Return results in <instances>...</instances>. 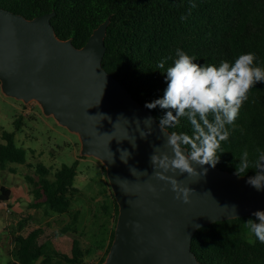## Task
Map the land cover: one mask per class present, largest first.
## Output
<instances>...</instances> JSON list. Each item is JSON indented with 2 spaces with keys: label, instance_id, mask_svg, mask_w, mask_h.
Segmentation results:
<instances>
[{
  "label": "trees",
  "instance_id": "1",
  "mask_svg": "<svg viewBox=\"0 0 264 264\" xmlns=\"http://www.w3.org/2000/svg\"><path fill=\"white\" fill-rule=\"evenodd\" d=\"M0 8L27 19L55 12L51 22L57 36L71 39L77 48L84 46L93 31L109 19L102 66L144 106L163 97L167 87L165 72L177 58V48L201 66H219L223 61L231 64L239 55L251 52L256 56L254 65L264 68V0H0ZM161 60L164 68L158 67ZM247 95L234 125H226L230 136L221 142L217 152L215 167L232 173H236L244 150L249 152L250 160H255L257 149L264 151V82L256 83ZM150 111L159 122L167 110L157 106ZM20 121H15L16 128ZM168 130L192 134L186 117ZM2 138L0 168L26 163L27 150L16 145L15 133L4 132ZM35 169L37 179L27 177L31 213L18 227L15 264H102L112 244L118 216L112 193L105 210L113 225L108 231L101 230L105 236L85 247L74 238L70 253L64 254L59 250L60 240L78 232L77 216L71 224L54 227L53 222L34 221L32 215L39 211L46 215L69 213L77 192V162L63 165L52 177L42 163H37ZM243 174L255 171L250 168ZM10 196V189L0 186V204L8 202ZM248 219L256 218L251 215L229 219L198 229L192 238V252L202 264H264V244L258 240L254 245L248 243L244 226ZM98 251L102 256L95 263Z\"/></svg>",
  "mask_w": 264,
  "mask_h": 264
},
{
  "label": "water",
  "instance_id": "2",
  "mask_svg": "<svg viewBox=\"0 0 264 264\" xmlns=\"http://www.w3.org/2000/svg\"><path fill=\"white\" fill-rule=\"evenodd\" d=\"M54 15L27 19L0 8V88L24 104L35 101L78 136L81 156L104 165L118 216L102 264H202L191 250L198 229L264 210V190L247 183L255 174L210 165H193L198 176L168 172L192 189L187 203L177 199L171 184L153 175L150 161L154 150L170 152L167 134L102 66L109 19L77 48L57 36Z\"/></svg>",
  "mask_w": 264,
  "mask_h": 264
},
{
  "label": "clouds",
  "instance_id": "3",
  "mask_svg": "<svg viewBox=\"0 0 264 264\" xmlns=\"http://www.w3.org/2000/svg\"><path fill=\"white\" fill-rule=\"evenodd\" d=\"M176 57L165 72L167 87L163 97L146 103L145 107L151 110L159 106L167 110L159 119V126L167 134L165 147L170 152L158 154L154 150L150 157L153 175L170 183L176 198L187 203L192 189L182 187L175 176L166 173L198 176L201 173L193 165L215 167L221 142L230 136L226 125H234L243 102L248 99L249 90L256 83L264 82V68L254 65L256 56L251 52L239 55L234 63L223 61L219 66H201L194 62V57L179 48L176 49ZM164 66L165 62L161 60L158 67ZM181 117H186L190 123L191 135L166 131L176 127ZM146 135L148 133H141V137ZM256 151L255 160H250L247 150L241 153L236 175L243 176L250 168L254 169L255 176L250 177L247 183L260 191L264 190V151ZM204 171L206 173L207 169ZM232 207L237 210L235 205ZM252 216L256 219H248L244 223L249 236L255 237L248 243L254 245L258 240L264 244V211H255Z\"/></svg>",
  "mask_w": 264,
  "mask_h": 264
},
{
  "label": "rangeland",
  "instance_id": "4",
  "mask_svg": "<svg viewBox=\"0 0 264 264\" xmlns=\"http://www.w3.org/2000/svg\"><path fill=\"white\" fill-rule=\"evenodd\" d=\"M17 120H21L18 128L15 126ZM4 132L15 133L16 145L27 150V160L24 164H8L0 168V186L11 191L9 201L0 204V264L16 262L14 252L17 249L18 227L31 213L32 194L27 177L37 179V163L44 164L52 177L63 165L71 166L77 162L74 182L77 192L74 193L69 213L61 216L46 215L39 211L32 215L34 221L53 222L54 227L71 224L72 218L77 216L78 232L68 233L60 240V252L69 254L74 238L85 247L104 237L105 232L101 230L108 231L113 225L110 213L106 214L105 210L110 205L111 188L106 169L99 160L93 157L80 158L81 144L78 136L59 125L54 118L45 116L35 101L24 104L4 96L0 88V143L4 142ZM101 256L102 251H98L94 262Z\"/></svg>",
  "mask_w": 264,
  "mask_h": 264
}]
</instances>
